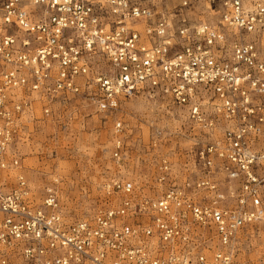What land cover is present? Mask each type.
I'll return each instance as SVG.
<instances>
[{
	"label": "built area",
	"instance_id": "1",
	"mask_svg": "<svg viewBox=\"0 0 264 264\" xmlns=\"http://www.w3.org/2000/svg\"><path fill=\"white\" fill-rule=\"evenodd\" d=\"M177 107L192 133L154 189L111 178L91 216L66 219L54 185L39 202L22 170L26 124L83 100L112 119L126 162L122 103ZM165 132L152 127L155 150ZM264 223V0H0V264H234Z\"/></svg>",
	"mask_w": 264,
	"mask_h": 264
},
{
	"label": "rangeland",
	"instance_id": "2",
	"mask_svg": "<svg viewBox=\"0 0 264 264\" xmlns=\"http://www.w3.org/2000/svg\"><path fill=\"white\" fill-rule=\"evenodd\" d=\"M117 115L125 127L126 162L121 169L111 157L112 119L83 100H72L48 118L37 113L26 124L19 144L21 165L36 202L45 187L54 185L62 215L86 218L101 200L104 181L120 177L155 190V164L162 154L178 169L193 132L177 107L162 98L138 96L122 103ZM152 127L165 132V141L155 150L149 146ZM234 264H264V223L244 229Z\"/></svg>",
	"mask_w": 264,
	"mask_h": 264
}]
</instances>
